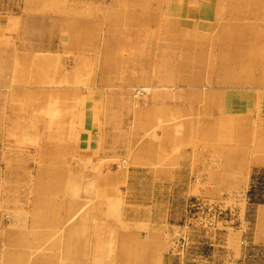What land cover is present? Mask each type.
I'll list each match as a JSON object with an SVG mask.
<instances>
[{
  "label": "rangeland",
  "instance_id": "obj_1",
  "mask_svg": "<svg viewBox=\"0 0 264 264\" xmlns=\"http://www.w3.org/2000/svg\"><path fill=\"white\" fill-rule=\"evenodd\" d=\"M245 111L264 0H0V264H264V166L224 142ZM139 132L198 165H136Z\"/></svg>",
  "mask_w": 264,
  "mask_h": 264
},
{
  "label": "crops",
  "instance_id": "obj_2",
  "mask_svg": "<svg viewBox=\"0 0 264 264\" xmlns=\"http://www.w3.org/2000/svg\"><path fill=\"white\" fill-rule=\"evenodd\" d=\"M230 115L231 116H229V120L235 122V124L243 125L245 127V130L241 131L237 136H234V138L232 135L229 136V138L224 137V142H228V144L230 145L229 148L231 149V151L233 150V152H235L236 155H237V153H238V155L243 154L244 160H248V162H246L244 164L240 163L241 165H261V166H264V143L260 142V140L264 141V136H262V134H258L255 132L253 133L252 129H248V126L253 124L254 119H256V120L257 119H264V116H259L261 114L257 115V114L247 112V111L232 113ZM246 129H248V130H246ZM145 134L146 133H144V132L143 133L139 132L138 134L137 133L134 134V140H133L134 145L131 149H133L134 151L135 150H138V151L135 152V154H134L135 156H133V160L137 158L136 157L137 153H138V156L140 157V156H142V151H146L148 149L151 152V154H150L151 158H150V160H148V159H146V157H147L146 156L144 159H142V161L140 163H135L136 165H139L142 167H147V166H149V167L150 166L151 167H153V166L154 167L164 166L166 168L172 167L173 170L171 171V174L169 171L164 169L166 171L164 174L166 177H167V175L168 176H170V175L175 176L178 172L176 169L177 167L198 165V164H194V162L188 163V161H190L188 154L185 155L184 159L182 158V156H183L184 152H186V150H183V148L179 146L180 144L172 145L171 147H166L164 149L161 148V145L163 143H166L169 141H175V142L180 141V136L178 134L162 133L160 135L159 133H156L154 135L155 138L157 139L156 143H158V145L160 144V146H158V145L154 146L151 144V146L148 147L146 150L142 146H137V144H135L137 141H140L141 137H143V135H145ZM210 136H212V137H210L211 140H209V142L212 141V146H213L211 148L212 153L217 154L216 152L220 151V147H219V145H216L217 144L216 142L220 141V134L214 133ZM261 137H262V139H261ZM204 138H203V140H204ZM206 138L208 140V137H206ZM197 152L198 153H204V150L199 148ZM161 154H166L167 156L169 155L170 160H166L167 162H165V163L157 162L158 155H161ZM152 156H154L153 158L155 159V161L152 160ZM6 160L7 159H5V161ZM219 161H220V159H219ZM212 165L220 166L221 163L217 161L216 163L213 162ZM232 165H238V163H234ZM154 173H156V172L154 171Z\"/></svg>",
  "mask_w": 264,
  "mask_h": 264
},
{
  "label": "trees",
  "instance_id": "obj_3",
  "mask_svg": "<svg viewBox=\"0 0 264 264\" xmlns=\"http://www.w3.org/2000/svg\"><path fill=\"white\" fill-rule=\"evenodd\" d=\"M251 192V189L249 190V192L248 193H250Z\"/></svg>",
  "mask_w": 264,
  "mask_h": 264
}]
</instances>
